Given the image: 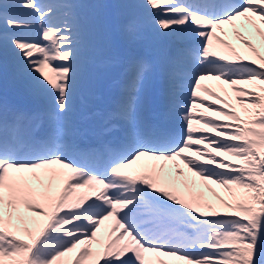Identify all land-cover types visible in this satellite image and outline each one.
<instances>
[{"label": "snow or ice", "instance_id": "6c2138e0", "mask_svg": "<svg viewBox=\"0 0 264 264\" xmlns=\"http://www.w3.org/2000/svg\"><path fill=\"white\" fill-rule=\"evenodd\" d=\"M80 7L0 0V54L49 98L33 113L0 104V264H264V0H142L130 39L150 26L191 44L164 68L165 115L182 138L147 118L148 65L137 60L105 126L119 135L84 148L71 113L99 50ZM224 25L238 43L217 35ZM142 158L153 163L132 169ZM177 159L215 202L172 178L166 162Z\"/></svg>", "mask_w": 264, "mask_h": 264}, {"label": "rangeland", "instance_id": "374dc122", "mask_svg": "<svg viewBox=\"0 0 264 264\" xmlns=\"http://www.w3.org/2000/svg\"><path fill=\"white\" fill-rule=\"evenodd\" d=\"M79 1L81 2L82 8L87 9L89 11V13L91 14V16L96 19V21H95L96 27L94 26V28H92V36L95 37V39L98 41L95 43V45H96L97 49L99 50V56H98L97 62L92 66V68L90 70V83L87 87L84 88L85 89V95H86V98L90 97L91 95L95 96V97H101V96H98L99 95L98 91L102 90L101 95L103 97V93H104L105 89L107 88V86L109 87L110 81L118 83L117 82L118 80L116 79L118 75H121L123 77V79H125L126 69L128 68L129 63L132 62V59L134 58V56L136 57L138 55L137 53H135V51H137V50H134V51L130 50V49L125 47V44L128 43L134 47V46H136L135 44L137 42H142V40H144V39H146V40L144 41V43H142V45L148 44V42L150 40V38H149L150 35L148 33L151 32L152 28L150 26H145L142 29V31L139 33L138 38L130 39L128 37L126 31H125V25L129 21V19L135 15H136V17H142L141 14L132 13V14L128 15L129 17L126 18L125 20H123L122 23L121 22L120 23H115V22L110 23V19H109V17H107L108 10H111V8L114 7V5H118V4H119V6H122L121 8L124 9V8H126V6L129 5L128 3L130 0H79ZM123 1H124V3H123ZM87 10H85L84 12L87 13L86 12ZM95 29L96 30L98 29V30L96 31ZM146 31L148 33H146ZM128 54H129V56H128ZM147 70L150 71L151 68H149V66H148ZM148 71L146 72V75H147ZM13 76L16 77V75H13ZM10 78H12L11 73L8 70L6 71L5 66L3 67V65L0 63V90L3 93L7 92V94L12 93V94H15L18 96H22V95L23 96H26V95L30 96L31 95L33 97V95L31 94V90H30L31 86L30 87L28 86L27 89L26 88L19 89L18 87L15 88L13 86L16 84L14 81V78H12L13 84H11L12 82L10 81ZM210 85L212 87L214 86L213 83H211ZM150 86H149L150 92L146 91L148 101H149V96H150V95L148 96V93H152L154 91L152 83ZM112 88H113V86L110 87L108 90L109 95L111 94L110 89H112ZM81 96L79 97L80 101L82 100ZM102 97L98 101L101 104L96 106L94 111L92 109L93 114H94L96 109H102L103 108L105 102H104V99ZM47 98L45 96L41 95V96H38L37 98H35L34 100L41 107V104H43ZM96 100H98V99H96ZM83 103L85 104V106L90 105V103H86V102H83ZM232 103H236V101L233 99ZM88 109L89 108H86L85 111H88ZM86 116L87 115H85L84 117H86ZM135 166H137V165L135 164ZM135 166H132V167H135ZM181 168L184 169V176L178 177V178L176 177V179L177 180H187L188 182H193L194 176L192 177V175H190L188 173L186 174L187 167H184L182 165ZM134 170L139 171L138 168H134ZM197 179L199 180L198 177H197ZM211 188L214 189L215 192L218 193L220 196H226L225 190L222 189L219 185L211 184ZM204 190L208 196V197L206 196V199L211 200V201L214 200L213 202H215L216 198L213 195V192L209 191V189L207 187H204Z\"/></svg>", "mask_w": 264, "mask_h": 264}, {"label": "bare ground", "instance_id": "6f19581e", "mask_svg": "<svg viewBox=\"0 0 264 264\" xmlns=\"http://www.w3.org/2000/svg\"><path fill=\"white\" fill-rule=\"evenodd\" d=\"M44 2H52V0H44ZM76 2L77 3H79L80 4V6H81V2L79 1V0H76ZM128 2V1H127ZM142 2V0H130L129 1V5L128 6H126V8H121L122 6H119V4L118 5H116V11H115V13H116V15H117V17H125V19L126 18H128L129 16L128 15H130V14H132V13H135V14H141L142 15V12H141V9L139 8V4ZM123 3H124V1H123ZM122 4V3H121ZM129 7V8H128ZM85 10H87V9H85V8H82V6L80 7V12H81V15L83 16V17H85L89 22H90V25H91V28H94V26H95V21H96V19L94 18V17H92L91 16V14L89 13V11L87 10L86 12L87 13H85L84 11ZM136 16V15H135ZM125 19H123V20H125ZM235 24H236V27H238V28H240L241 29V31H243L244 32V34L246 35V36H248V38H250V39H252L253 40V43L254 44H256V43H258V41H259V36H257V35H249V31H246V30H244V28H242L241 27V25H244V24H247V22L246 21H243V20H239V21H236L235 22ZM96 27V26H95ZM224 27V29H225V32H220V30L219 29H217V35H220V36H223L224 38H226V39H229L232 43H234V44H236V43H238L236 40H235V38L232 36V26H230V25H224L223 26ZM262 28H264V26H261ZM100 29V28H99ZM96 30V29H95ZM98 30V29H97ZM96 30V31H97ZM120 31V30H119ZM94 33V32H93ZM226 33H227V35H226ZM101 35V34H100ZM100 37V36H99ZM92 38H93V41H94V43H96V42H98L96 39H95V37H93L92 36ZM103 38V37H102ZM105 38V37H104ZM150 40H149V42H152V41H157V45L155 46V47H157L159 50V65H160V68H161V71H160V76L158 77L159 78V81L157 82V83H159V84H161L162 85V87H163V89L165 90L162 94H160V95H164L165 96V94H166V87H167V85H166V80H165V76H164V68H165V65H166V63L172 58V57H174L176 54H177V49L178 48H180V47H190L191 46V44H190V42H188V43H185V44H181V43H179L173 36H171V35H162V34H159V33H157V32H155L154 30H151V32H150ZM104 41V40H103ZM148 42V43H149ZM165 43H167V45H166V47L164 46L165 45ZM136 45V44H135ZM100 46V45H99ZM102 46V45H101ZM104 47V46H103ZM218 47H223L222 45H219ZM171 48H174L173 49V54H171V52L169 51ZM264 51V50H263ZM128 56H129V54H128ZM101 57V56H100ZM137 60H143L146 64H148V60L147 59H144V58H142V57H140V58H133V61L132 62H134V61H137ZM106 62V61H105ZM131 62V63H132ZM0 63L3 65V67L5 66V69H6V71L8 70L10 73H11V77L12 78H14V81H15V85H13L15 88H19V89H23V88H26L27 89V87L29 86H31V94L35 97V98H37L38 96H45L46 98H47V95L45 94V93H43L42 91H39V90H37L36 88H34V83H33V81L31 80V78L26 74V73H24V72H22V71H19L17 68H16V66H15V62H14V60H13V58L11 57V55L10 54H0ZM148 69V68H147ZM148 70H146V72H147ZM149 72V74L147 73V75H146V77H145V89H146V91L147 92H150L149 91V88L151 87L150 86V83L152 82V79H151V76H153V74L150 72V71H148ZM13 75H16V77L15 76H13ZM126 76V75H125ZM12 78H10V81L12 82L13 80H12ZM110 84H109V87L107 86V88L105 89V91H104V93H103V98H104V100L105 99H107V98H110L109 97V92H108V90H109V88L110 87H112L113 86V88L118 84V83H115V82H109ZM156 83V84H157ZM211 83H213L214 84V86L212 87L210 84ZM11 84H13V82L11 83ZM108 84V83H107ZM202 84L203 85H206V86H208V87H210V88H212L213 90H215V91H220V87H219V82H217V81H202ZM150 86V87H149ZM225 87H227V86H225ZM250 87V86H249ZM112 88V89H113ZM122 88V87H121ZM112 89H110V90H112ZM114 90V89H113ZM253 90H255V91H258L259 89H253ZM85 91V90H84ZM152 92V91H151ZM152 93H154V92H152ZM151 93V94H152ZM221 94L223 95V93L221 92ZM121 95V94H120ZM150 95V93H148V96ZM200 95L202 96V97H206L208 100H210V101H212V100H214L215 98L214 97H211V96H209L206 92H204L203 90H201L200 91ZM232 96H235V93H232L231 94ZM9 97V96H8ZM120 97V96H119ZM81 101L79 100V103H78V107H76V108H74L73 109V112L71 113V120H72V118H74V117H76V119H78V118H80V123H79V127L78 128H76V134H78V131H79V129L80 128H82L84 131L85 130H87V128L88 127H90L91 129H96L98 126L96 125H94L95 123H96V119H98V116L100 115L99 113H98V111H96L94 114L92 113L91 115L89 114V113H91L92 112V109L94 110V108L99 104V102H98V100H96V99H100V97H95V96H90V97H88V98H86V96L85 95H83V97L81 96ZM112 99V98H111ZM119 99V98H118ZM118 99H112L111 101L112 102H114L113 103V105L112 106H114V104L116 103V101L118 100ZM83 102H86V103H90V105H86L85 106V104L83 103ZM152 103V102H151ZM163 103V102H162ZM217 103H219V102H217ZM0 104H6L5 103V101H3V98H0ZM48 104H49V98H47L45 101H44V103L43 104H41V107L39 106V104L37 105L38 106V109L35 111V112H37V111H45L46 109H47V107H48ZM7 105V104H6ZM164 105H165V103H164ZM164 105H163V110L165 111V108H164ZM8 106V105H7ZM10 108V107H9ZM86 108H89L88 109V111H85V109ZM207 114L208 115H214V113H212L211 111H208L207 112ZM85 115H87L86 117H84ZM164 115H165V113H164ZM81 116V117H80ZM165 118H167L169 121H171V122H177L178 123V126H177V129H176V134H177V136H176V138L177 139H181L182 138V136L181 135H179L180 133H182V127H181V123L178 121V120H176L174 117H172V116H166L165 115ZM94 123V124H93ZM70 155H72V158L73 159H75L74 158V154H70ZM151 163H153V162H151V161H148V159L147 158H142L140 161H138L137 163H136V165L137 166H135V165H133V166H135V167H132V169H134V168H138V170L140 171V170H143V169H145L146 167H148ZM155 163H161V162H155ZM167 163V165H168V168H167V170L166 171H168L169 173H171V176H172V178L173 179H176V177H175V172H174V164H178L180 167H182V165L185 167V165H184V163L181 161V160H179V159H177L175 162H166ZM190 174V175H192V177L194 176L192 173H189L188 172V170L186 171V174ZM199 178V177H198ZM177 180V179H176ZM193 181H195V187L192 189L193 191H198V192H203V194H204V197L206 198V196H207V194L205 193V190H204V185H203V183L200 181V178H199V180L197 179V177L196 176H194V180ZM189 183V186H191V184H192V182H188ZM182 194H183V189H182ZM208 197V196H207ZM214 201V200H213ZM106 228H107V222H106V225H104V226H102V228H101V231L98 233V236H101V237H103V235H104V233H105V230H106ZM93 247H96V245H93ZM164 259H166V260H169L170 261V264H179V262H174V258H170V257H165Z\"/></svg>", "mask_w": 264, "mask_h": 264}, {"label": "trees", "instance_id": "16d2710c", "mask_svg": "<svg viewBox=\"0 0 264 264\" xmlns=\"http://www.w3.org/2000/svg\"><path fill=\"white\" fill-rule=\"evenodd\" d=\"M73 256L75 255V253L72 254Z\"/></svg>", "mask_w": 264, "mask_h": 264}]
</instances>
